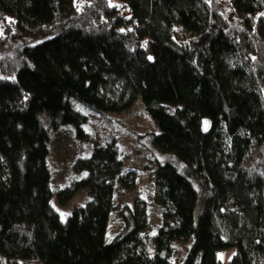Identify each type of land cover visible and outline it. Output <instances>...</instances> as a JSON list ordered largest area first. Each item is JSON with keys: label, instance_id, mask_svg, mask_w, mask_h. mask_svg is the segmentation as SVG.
<instances>
[{"label": "trees", "instance_id": "trees-1", "mask_svg": "<svg viewBox=\"0 0 264 264\" xmlns=\"http://www.w3.org/2000/svg\"><path fill=\"white\" fill-rule=\"evenodd\" d=\"M123 11L134 29H119ZM0 22V264H174L173 240L189 238L177 264H216L231 247L225 264H264V0H0ZM30 34L44 39L18 43ZM137 97L158 127L152 145L185 164L204 202L195 216L187 171L159 163L160 225L148 234L124 205L107 242L115 184L132 173L111 131L83 140L72 103L111 127ZM43 110L89 146L54 189ZM80 189L90 198L62 221L51 195L65 203Z\"/></svg>", "mask_w": 264, "mask_h": 264}, {"label": "rangeland", "instance_id": "rangeland-1", "mask_svg": "<svg viewBox=\"0 0 264 264\" xmlns=\"http://www.w3.org/2000/svg\"><path fill=\"white\" fill-rule=\"evenodd\" d=\"M8 23V22H7ZM3 24V26H1ZM11 23L9 22L8 25ZM1 29L6 24L0 22ZM175 40L181 43H187L190 34L179 24L176 25L174 36ZM44 38L39 35H26L18 43L36 44ZM264 89V85L262 86ZM77 108L80 115L76 120V125L82 129L83 140L90 141L91 145L102 143V137L111 131L116 138V146L120 151L123 165L121 171L123 174L131 172L127 178L128 186H124L120 182L115 184L114 204L115 209L111 212L108 222V228L105 233L106 241L109 242L114 235L121 231L124 227V220L119 215V210L124 205L135 212L139 223L144 225V230L148 234L154 233L155 229L161 223V206L153 200V174L159 163L170 162L178 168L183 174L187 171L188 178L193 182L198 191L197 202L194 208V214L197 216L203 205L204 191L201 183L196 177L189 172L185 166L175 155L163 150L155 148L149 137V133H157L158 127L155 126L151 116L148 114L141 98L131 104L126 111L113 114L112 126L103 124L99 121L97 114H93L86 109H82L75 102L72 103ZM175 105H167V110L172 111ZM38 119L45 127L54 124L50 137V157L48 163L54 169L51 178V185L54 188L64 186L68 180L72 178L71 163L74 157L85 156L89 153V146L80 144L76 137V129L74 126L60 124V119L49 116L45 110L38 113ZM202 128L206 129L209 125L208 118L203 117ZM50 205L56 210L62 221L66 216L78 205H84L90 198L84 190H78L72 198L59 203L55 195H51ZM190 238L186 240H173V254L171 263L177 264L183 260L187 247L190 245ZM234 247L226 248L218 253V261L216 264H225L226 260L234 252Z\"/></svg>", "mask_w": 264, "mask_h": 264}, {"label": "built area", "instance_id": "built-area-1", "mask_svg": "<svg viewBox=\"0 0 264 264\" xmlns=\"http://www.w3.org/2000/svg\"><path fill=\"white\" fill-rule=\"evenodd\" d=\"M121 18H123L121 24L119 25V29L121 31L126 29H134V26L137 23L136 17L132 16L128 11H123L121 13Z\"/></svg>", "mask_w": 264, "mask_h": 264}, {"label": "snow or ice", "instance_id": "snow-or-ice-1", "mask_svg": "<svg viewBox=\"0 0 264 264\" xmlns=\"http://www.w3.org/2000/svg\"><path fill=\"white\" fill-rule=\"evenodd\" d=\"M149 59H151V57H149Z\"/></svg>", "mask_w": 264, "mask_h": 264}]
</instances>
